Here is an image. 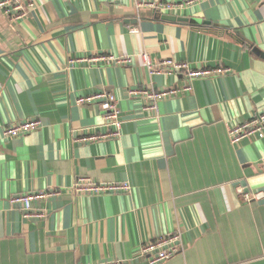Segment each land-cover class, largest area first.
I'll use <instances>...</instances> for the list:
<instances>
[{"label": "crops", "instance_id": "crops-1", "mask_svg": "<svg viewBox=\"0 0 264 264\" xmlns=\"http://www.w3.org/2000/svg\"><path fill=\"white\" fill-rule=\"evenodd\" d=\"M13 23L0 11V264H150L141 246L182 233V250L155 264H264V137L232 143L229 128L264 112V0H207L167 13L133 0H29ZM229 72L190 81L159 112L128 89L185 84L183 74L150 75L143 54ZM130 58L113 63L89 58ZM71 58L88 61L70 63ZM111 91L121 111L118 138L100 132L97 103L77 98ZM38 118L16 138L4 128ZM80 176L129 182L103 194L76 189ZM55 190L26 217L14 196Z\"/></svg>", "mask_w": 264, "mask_h": 264}, {"label": "built area", "instance_id": "built-area-1", "mask_svg": "<svg viewBox=\"0 0 264 264\" xmlns=\"http://www.w3.org/2000/svg\"><path fill=\"white\" fill-rule=\"evenodd\" d=\"M207 0H133L137 8L149 7L158 14L174 13L187 10ZM35 7L34 3L29 0H0V11L5 13L11 22L15 23L30 14V9ZM145 64L150 75H165L170 77L175 74H183L188 80L185 84H177L164 88H140L128 89L131 97L139 96L145 100L144 107L154 113L159 112V103L165 99L179 96L183 93L192 91L193 86L190 83L192 79L208 77L214 74H223L230 71L226 66L218 67H193L187 62H178L172 58H164L157 61L151 59L148 54H143ZM104 59L113 63H127L130 58L116 57L114 55H104L89 58V61ZM86 58H71L70 63L88 61ZM77 104L97 103L102 112L103 126L108 128L105 132L89 129L86 133L78 138L79 142H96L109 138H118L121 135L122 120L119 101L116 95L111 91H97L87 96H81L76 100ZM42 126L41 120L38 118H30L26 120H18L8 124L4 128L6 137L16 138L21 135L28 134ZM229 136L232 143L237 144L247 138H263L264 137V112L257 113L252 117L235 124L229 128ZM76 189L83 193L103 194L108 192L131 190L129 182H97L87 176H80L76 182ZM237 192L245 200L260 199L264 196L263 192H249L244 187H238ZM55 190H42L20 194L12 198V202L21 204L26 217L41 216L44 213L34 212L31 204L36 199H44L50 195H54ZM183 240L182 233L177 230L169 232L152 241L146 242L141 246L140 257L150 264L165 261L182 250ZM95 264H130L127 260L115 259L112 261L95 263Z\"/></svg>", "mask_w": 264, "mask_h": 264}, {"label": "water", "instance_id": "water-1", "mask_svg": "<svg viewBox=\"0 0 264 264\" xmlns=\"http://www.w3.org/2000/svg\"><path fill=\"white\" fill-rule=\"evenodd\" d=\"M163 18H165V19H168V20H176V19H178V20H187L186 18H177V16H172V15H163Z\"/></svg>", "mask_w": 264, "mask_h": 264}]
</instances>
